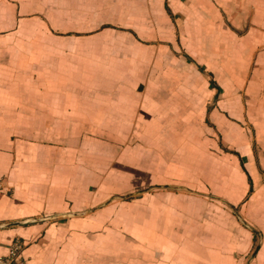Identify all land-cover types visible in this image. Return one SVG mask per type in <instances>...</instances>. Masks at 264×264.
<instances>
[{
    "label": "crops",
    "instance_id": "0c3cea01",
    "mask_svg": "<svg viewBox=\"0 0 264 264\" xmlns=\"http://www.w3.org/2000/svg\"><path fill=\"white\" fill-rule=\"evenodd\" d=\"M264 264V0H0V258Z\"/></svg>",
    "mask_w": 264,
    "mask_h": 264
},
{
    "label": "built area",
    "instance_id": "2783aa9c",
    "mask_svg": "<svg viewBox=\"0 0 264 264\" xmlns=\"http://www.w3.org/2000/svg\"><path fill=\"white\" fill-rule=\"evenodd\" d=\"M22 250L23 243L19 239H16L12 243L8 255L3 258H0V264H27L21 258Z\"/></svg>",
    "mask_w": 264,
    "mask_h": 264
}]
</instances>
